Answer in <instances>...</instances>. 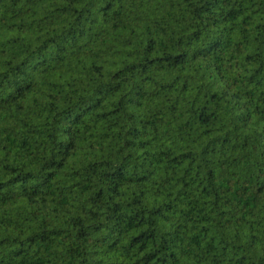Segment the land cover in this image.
I'll return each mask as SVG.
<instances>
[{
  "label": "trees",
  "instance_id": "obj_1",
  "mask_svg": "<svg viewBox=\"0 0 264 264\" xmlns=\"http://www.w3.org/2000/svg\"><path fill=\"white\" fill-rule=\"evenodd\" d=\"M0 264H264V0H0Z\"/></svg>",
  "mask_w": 264,
  "mask_h": 264
}]
</instances>
